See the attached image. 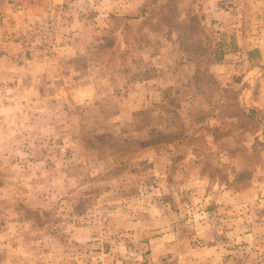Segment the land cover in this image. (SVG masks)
<instances>
[{"label":"rangeland","instance_id":"374dc122","mask_svg":"<svg viewBox=\"0 0 264 264\" xmlns=\"http://www.w3.org/2000/svg\"><path fill=\"white\" fill-rule=\"evenodd\" d=\"M68 2L0 0V264H264V0Z\"/></svg>","mask_w":264,"mask_h":264},{"label":"crops","instance_id":"0c3cea01","mask_svg":"<svg viewBox=\"0 0 264 264\" xmlns=\"http://www.w3.org/2000/svg\"><path fill=\"white\" fill-rule=\"evenodd\" d=\"M2 3L5 1L7 2V9L10 10V11H16L18 12L19 14L18 15H21V16H28V19H33V18H37L39 19L42 15L45 14V10L47 9V7H54L55 6V3L56 1H63L64 3L65 2H68L70 0H12V2H8L10 0H1ZM52 1V3H51ZM233 1V0H232ZM235 1V0H234ZM257 1H263V0H257ZM51 3V4H50ZM70 5H73L72 2H68ZM75 6V5H74ZM235 9H238L237 7H233V11ZM73 10V6H71V9L70 11ZM3 10H1L2 12ZM73 12V11H72ZM3 13V12H2ZM224 12H221V11H215V15L217 16H221ZM226 13V16H229V18H232L234 15L233 14H236V12H231V11H225ZM10 13H6L4 14L5 17L7 18V15H9ZM71 14V13H70ZM69 12H67V16H70ZM2 15V14H1ZM233 15V16H232ZM261 14H259L258 16H260ZM65 21H63L62 24H64ZM66 33L67 31H69V28L68 26H62L59 31H58V34L59 33ZM94 31V29L92 30H88V33ZM79 36H82L84 37L86 35V33L83 31L79 32L78 33ZM11 35H8L7 34V49H10L14 52H17V51H21L23 50V48H25V45H20L19 43H16L14 41L11 40L10 38ZM58 38V37H57ZM92 42V38H88V43H91L90 41ZM4 40H6V38L0 36V43L3 42ZM214 116V113L213 115ZM192 125H193V129H197V131L194 133V134H191V136H188L189 140H191L190 142L189 141H185L186 143L188 144H191L193 142H195L198 138V136H202V137H205L206 141L210 142V144L213 142V137H215V135H208V136H205L204 132H202V127H207V125H210V126H214V125H217L216 124V120H214V117H211V119H209L208 121H205V122H192ZM204 125V126H203ZM219 125V124H218ZM185 128H187V126H185ZM209 129V128H208ZM203 133L202 134H198V133ZM194 144V143H193ZM216 156V155H214ZM192 158L191 160H188L189 158ZM187 161H188V166H192V172L190 173L189 176H192V173H194L196 171V166H197V162L199 161V157H195L193 155H188L187 156ZM187 166V167H188ZM233 193V190L231 188H221V193L218 194V197H222V196H225V197H230L231 194ZM173 194V192H172ZM204 194V191H202V195ZM215 205L216 207H219L221 206L224 201L222 200H219L216 196H215ZM227 206V205H226ZM225 206V207H226ZM229 209V208H228ZM229 214H228V211H227V216L225 217H222L221 216V223H218V226L216 228V233H221L222 231H224V235L225 237H227V239H232L233 237L230 236L233 235L232 233H230L229 229L230 228H227V222H229ZM225 218V219H224ZM145 222L142 221V220H138L137 222L135 221H132V222H129V224H136L135 226H139V225H142L144 224ZM223 225H226V227H221ZM221 227V228H220ZM135 229H131V232L128 234H123L124 238L129 241H131L133 243V241L136 242V246H140L141 248H147V246L149 247V249L146 251V253L143 255H139V253L137 251H131L132 248H133V244H129L128 246L130 247L127 251H130V253H132L133 255H137L136 258L134 259V261L132 262V264H173L171 260H168L166 257H165V253L168 251L167 250V247H168V244L165 243V241L169 238H166V236L164 237H152L151 238H146V236L143 235L144 231H141L140 229L138 230L137 227H134ZM227 233V234H226ZM221 234H219V237H220ZM223 235V236H224ZM203 237L205 238H202L205 242L207 239H210L208 238L209 234L206 235H202ZM235 236V235H233ZM236 237V236H235ZM207 245V244H206ZM209 246L207 245L206 247H196L195 249H193V252H195L196 254L193 255V259H190L191 263L190 264H202V260L201 259H197L198 255L200 253H203L204 251H208L210 249H208ZM199 249L200 251L199 252H196V250ZM141 251V250H140ZM144 256H146L145 258H143ZM131 258H133V256H131ZM230 260L229 259H226L225 262L223 264H230ZM186 264V263H185Z\"/></svg>","mask_w":264,"mask_h":264},{"label":"built area","instance_id":"2783aa9c","mask_svg":"<svg viewBox=\"0 0 264 264\" xmlns=\"http://www.w3.org/2000/svg\"><path fill=\"white\" fill-rule=\"evenodd\" d=\"M50 9H52L53 7H49ZM50 16H52V15H50Z\"/></svg>","mask_w":264,"mask_h":264}]
</instances>
